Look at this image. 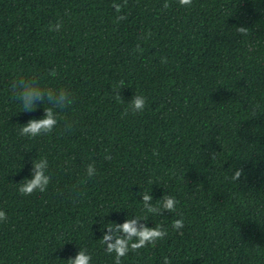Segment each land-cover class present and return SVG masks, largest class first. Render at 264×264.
Wrapping results in <instances>:
<instances>
[{"label": "trees", "instance_id": "trees-1", "mask_svg": "<svg viewBox=\"0 0 264 264\" xmlns=\"http://www.w3.org/2000/svg\"><path fill=\"white\" fill-rule=\"evenodd\" d=\"M165 2L0 0V264H68L81 249L115 264L107 227L144 216L167 235L121 264H264V0ZM20 79L72 93L51 133L19 134L55 106L45 95L23 111ZM44 158L46 191L22 195ZM145 192L176 211L148 213Z\"/></svg>", "mask_w": 264, "mask_h": 264}, {"label": "clouds", "instance_id": "clouds-1", "mask_svg": "<svg viewBox=\"0 0 264 264\" xmlns=\"http://www.w3.org/2000/svg\"><path fill=\"white\" fill-rule=\"evenodd\" d=\"M181 6H191L192 0H179ZM123 5L113 4V8L120 12ZM164 8H168L169 4L166 2L163 5ZM126 17L120 16L118 19H125ZM62 27L61 23H57L54 26L50 25V31H59ZM236 31L242 35H246L248 29L245 27H239ZM150 35V34H149ZM137 51L143 52V49L137 45ZM167 59L162 58L161 63H166ZM50 75L55 76L56 70L53 69ZM123 81L116 86L115 99L120 100L119 88L123 86ZM55 89L42 87L40 82L31 79H20L13 86V91L18 93V97L22 102L23 111H31L36 108V101L43 100L45 95H48L50 102L53 103L54 107H45L46 115L42 119H32L19 130V134L22 136L36 137L41 134H48L53 131L57 126L58 118L54 109H63L66 104H71L73 101L69 99L72 93H69L65 88H61L59 93L53 98L52 94ZM48 104V102H47ZM131 107V111L143 112L146 107V97L143 95H136ZM128 109H125L124 114L126 115ZM68 128L71 127L69 124ZM106 159H111V156H106ZM48 161L46 158L39 159L34 162L33 178L25 179L20 183L19 192L22 195H31L35 191L44 192L46 191L51 176L47 174ZM88 177L96 175V168L94 164H89L86 168ZM241 172L237 170L233 175L234 180H238ZM143 206L148 213L162 214L165 210L174 213L176 211V205L178 201L171 195L164 196L161 199L159 207L154 206L151 201L153 196L145 192L143 195ZM148 216L136 217L135 219H128L123 224H114L107 227L108 231L105 232L101 238V242L106 245L105 251L108 254H115V264H121V258L125 257L129 251L135 252L141 248L146 247L149 244H155L158 240L163 239L167 235V230L162 226L149 227L145 224H138L139 220H148ZM7 216L3 210H0V221H6ZM184 227L183 219H177L173 222L174 229H182ZM92 256L86 250L81 249L74 258L68 259V264H91ZM164 264H169L168 259L165 258Z\"/></svg>", "mask_w": 264, "mask_h": 264}]
</instances>
